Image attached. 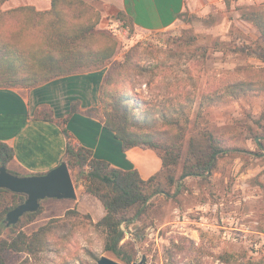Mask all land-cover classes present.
<instances>
[{"label": "trees", "instance_id": "obj_1", "mask_svg": "<svg viewBox=\"0 0 264 264\" xmlns=\"http://www.w3.org/2000/svg\"><path fill=\"white\" fill-rule=\"evenodd\" d=\"M8 1L0 0V20L5 15L16 13H23L31 21H43L48 17H54V20L50 22L51 51L41 59L42 71L39 73L34 72L28 63L31 59L29 54L0 40V88H34L109 65L100 88V106L89 109L87 116L96 118L112 132L121 142L123 152L133 148L151 149L162 160L161 172L143 180L136 169H118L110 162L96 158L93 150L84 146L69 130L68 122L78 112V103H74L70 113L59 120L54 119L49 106H40L36 112V120L50 122L60 128L66 139L63 161L68 164L70 172L77 170L78 178H83L84 194L96 198L105 210V215L97 223H92L94 230L103 237L101 253L86 250L87 262H83L76 253L73 258L75 264H97L102 253H111L117 261L132 264L136 262V251L132 241L123 242L126 235L123 225L130 226L146 215L151 199L165 192L157 177L164 173L170 184L189 177L203 178L234 149L209 129L196 125L190 129L188 119L178 120L175 115L167 116L166 112L158 109V101L166 104L176 100L173 96L177 89H174L175 82L168 78L166 68L147 63V50L142 45L132 47L122 61L111 63L118 53V43L110 34L98 30L101 13L85 0H51V7L47 10H39L33 5L4 10L3 6ZM243 16L257 28L263 44L255 47L242 43L233 51L254 56L264 64V12L246 11ZM184 17L181 14L179 19ZM115 18L124 21L133 32V21L125 13L120 12ZM260 86H264V67H250L238 80L227 82L204 96L212 102L226 96L236 99L241 92ZM183 91L179 96L185 94ZM255 142L262 147L261 141L255 139ZM14 159V149L0 142V167L5 166L12 174L26 176L11 168L10 163ZM25 199L24 195L0 189V264H18L23 256L35 258L46 252L61 255L66 251L72 255L77 221L91 217L71 209L64 217L50 219L27 234L23 228L38 218L42 212L40 207L39 211L24 215L17 225L7 227V213ZM251 252L256 253L253 249ZM63 261L70 264L67 259ZM169 261H174L171 253ZM219 261L221 264H264V252L254 256L249 255V250L240 253L226 251L219 256Z\"/></svg>", "mask_w": 264, "mask_h": 264}, {"label": "rangeland", "instance_id": "obj_2", "mask_svg": "<svg viewBox=\"0 0 264 264\" xmlns=\"http://www.w3.org/2000/svg\"><path fill=\"white\" fill-rule=\"evenodd\" d=\"M48 3L49 0H9L3 9L33 5L44 10ZM190 3L193 9H188L178 25L169 30L138 33L134 28L131 32L115 16L110 18L105 32L118 43V53L111 63L122 61L132 47L142 45L147 50L148 64L166 68L168 78L175 82L176 100L166 104L158 101V109L178 120L188 119L190 129L195 125L209 129L234 149L203 178L189 177L170 184L164 173L157 177L165 192L151 199L146 215L130 226L123 225V242L132 241L136 261L145 256L146 264H221L219 256L226 251L249 250V255L254 256L264 252V86L241 92L236 99L226 96L212 102L204 96L238 80L250 67H264L256 57L233 51L242 43L255 47L263 44L257 28L243 14L264 12V0ZM181 90L185 93L182 97ZM237 110L242 113L240 118L233 116ZM255 139L261 141L262 147ZM71 176L76 200H43L41 214L23 230L31 234L71 209L89 215L91 219L77 221L73 254L63 251L61 255L46 252L35 258L23 256L18 264H64V259L75 264L76 253L83 262L88 261L86 250L101 253L103 237L92 226L101 215L94 208L98 200L84 196L83 178H78L77 170L71 171ZM252 249L256 253L252 254ZM169 253L174 255L173 263ZM102 256L114 259L111 253Z\"/></svg>", "mask_w": 264, "mask_h": 264}, {"label": "crops", "instance_id": "obj_3", "mask_svg": "<svg viewBox=\"0 0 264 264\" xmlns=\"http://www.w3.org/2000/svg\"><path fill=\"white\" fill-rule=\"evenodd\" d=\"M85 1L101 13L98 30L102 32H107L110 18L120 12L132 19L138 33L163 32L176 27L180 15L194 7L191 0ZM50 7L51 0L44 10ZM108 68L106 65L76 73L34 88H0V142L15 151V159L10 163L12 169L24 175H39L57 167L64 160L66 139L57 125L36 120V112L40 106H49L54 119L59 120L78 103V112L69 120L68 128L84 146L93 150L96 158L118 169H136L143 180L161 172L162 160L155 151L133 148L123 152L114 134L96 118L87 116L89 109L100 106V88ZM97 202L94 208L101 213V219L105 210Z\"/></svg>", "mask_w": 264, "mask_h": 264}, {"label": "water", "instance_id": "obj_4", "mask_svg": "<svg viewBox=\"0 0 264 264\" xmlns=\"http://www.w3.org/2000/svg\"><path fill=\"white\" fill-rule=\"evenodd\" d=\"M0 189L26 197L22 204L7 213V227L17 225L28 213L39 211L41 202L45 199L76 200V188L68 164L63 161L47 173L39 175L18 176L0 167ZM97 264H123L113 258L102 256ZM132 264H146V257Z\"/></svg>", "mask_w": 264, "mask_h": 264}, {"label": "clouds", "instance_id": "obj_5", "mask_svg": "<svg viewBox=\"0 0 264 264\" xmlns=\"http://www.w3.org/2000/svg\"><path fill=\"white\" fill-rule=\"evenodd\" d=\"M54 17H48L43 21L28 20L23 13L11 16L5 15L0 20V40L13 46L16 50L29 54L28 63L34 72H41V59L51 51L49 37L51 35L50 22ZM55 54V53H53ZM233 116L240 118L242 113L238 110Z\"/></svg>", "mask_w": 264, "mask_h": 264}]
</instances>
